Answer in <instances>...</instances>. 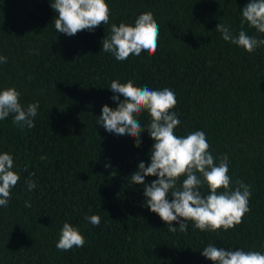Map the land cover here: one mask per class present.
Listing matches in <instances>:
<instances>
[{
    "label": "trees",
    "instance_id": "16d2710c",
    "mask_svg": "<svg viewBox=\"0 0 264 264\" xmlns=\"http://www.w3.org/2000/svg\"><path fill=\"white\" fill-rule=\"evenodd\" d=\"M51 2L0 0V56L7 58L0 89L15 87L25 107L39 102L32 128L12 114L0 120V153L13 156L20 176L0 207V264H213L201 255L209 243L264 253V45L249 53L215 28L264 39L241 23L249 0H106L109 23L72 36L55 30ZM146 11L159 25L153 55L118 61L103 51L111 24L134 25ZM129 79L174 91L175 134L202 130L216 163L228 156L232 187L240 180L251 190L239 225L201 231L186 221L182 233L173 222L177 231L170 232L148 209L143 185L131 180L140 162L150 163L148 130L136 146V138L110 133L97 120L103 105L116 107L111 81ZM137 119L143 127L151 118L144 111ZM27 181L36 187L29 191ZM200 191L206 196L207 186ZM93 214L98 226L85 219ZM64 222L79 229L83 247L56 248Z\"/></svg>",
    "mask_w": 264,
    "mask_h": 264
},
{
    "label": "clouds",
    "instance_id": "9594fccd",
    "mask_svg": "<svg viewBox=\"0 0 264 264\" xmlns=\"http://www.w3.org/2000/svg\"><path fill=\"white\" fill-rule=\"evenodd\" d=\"M51 7L57 13L55 30L69 36L84 30L93 31L97 26L107 25L110 19L106 0H53ZM241 11L242 24L247 22L250 27L264 33V0H249ZM215 28L222 34L223 40L249 53L264 45V39L246 34L243 28L237 36L232 35L226 24L218 23ZM158 40L159 25L152 12L146 11L138 15L134 25L123 22L118 26L111 24L110 35L103 38L102 48L116 60L124 61L130 55L139 56L142 52L153 55L157 51ZM0 63H7V58L0 56ZM109 88L114 94H119L111 97L117 104L115 108L107 104L102 106L98 124L110 133L136 138V146L140 145V133L145 128L153 140L150 163L145 167V163L140 162L131 174L132 183L144 187L148 209L168 225L170 232L177 231L173 222L179 225L182 233L187 231L186 221H192L195 228L201 231H226L239 225L250 211V186L236 180V187H232L228 156L222 155L216 163L217 158L209 151L210 144L204 131L196 130L185 136L175 134L181 122L177 113L172 111L177 105L174 91L167 87L159 90L137 87L131 79L124 83L113 80ZM20 97L21 93L15 87L0 89V120L12 114L14 123L32 128L39 102L25 107ZM144 111L151 119L147 126L142 127L137 117ZM146 176H155L156 179L145 183ZM180 177L185 178L178 186ZM19 180L13 156L8 152L0 153V207L8 205L11 190ZM27 184L29 191L36 187L34 181H27ZM203 185L208 188L206 196L200 191ZM26 206L30 207L27 203ZM85 219L95 226L100 224L99 215L93 214ZM84 244L85 238L79 229L64 222L56 248L68 251ZM201 255L213 264H264V253L260 251L226 250L211 243L203 248Z\"/></svg>",
    "mask_w": 264,
    "mask_h": 264
}]
</instances>
